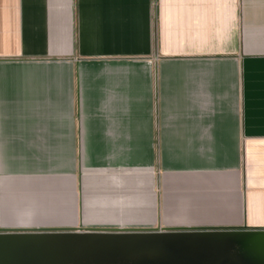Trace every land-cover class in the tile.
I'll return each mask as SVG.
<instances>
[{
  "label": "crops",
  "instance_id": "obj_1",
  "mask_svg": "<svg viewBox=\"0 0 264 264\" xmlns=\"http://www.w3.org/2000/svg\"><path fill=\"white\" fill-rule=\"evenodd\" d=\"M209 228L264 230V0H0V230Z\"/></svg>",
  "mask_w": 264,
  "mask_h": 264
},
{
  "label": "water",
  "instance_id": "obj_2",
  "mask_svg": "<svg viewBox=\"0 0 264 264\" xmlns=\"http://www.w3.org/2000/svg\"><path fill=\"white\" fill-rule=\"evenodd\" d=\"M0 264H264V230H0Z\"/></svg>",
  "mask_w": 264,
  "mask_h": 264
},
{
  "label": "bare ground",
  "instance_id": "obj_3",
  "mask_svg": "<svg viewBox=\"0 0 264 264\" xmlns=\"http://www.w3.org/2000/svg\"><path fill=\"white\" fill-rule=\"evenodd\" d=\"M50 68H51V66H50ZM60 69V68H59ZM58 70V69H57ZM61 72V71H60ZM57 76V75H56ZM58 78V77H57ZM59 80V79H58ZM64 85V84H63ZM65 86V85H64ZM66 92V91H65Z\"/></svg>",
  "mask_w": 264,
  "mask_h": 264
}]
</instances>
